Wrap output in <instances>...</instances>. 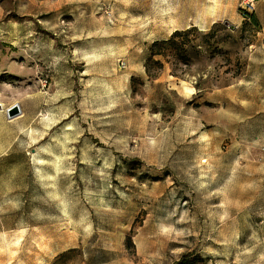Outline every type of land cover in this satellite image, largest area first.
Listing matches in <instances>:
<instances>
[{"label": "rangeland", "instance_id": "obj_1", "mask_svg": "<svg viewBox=\"0 0 264 264\" xmlns=\"http://www.w3.org/2000/svg\"><path fill=\"white\" fill-rule=\"evenodd\" d=\"M210 1L0 0V264H264V0Z\"/></svg>", "mask_w": 264, "mask_h": 264}, {"label": "trees", "instance_id": "obj_2", "mask_svg": "<svg viewBox=\"0 0 264 264\" xmlns=\"http://www.w3.org/2000/svg\"><path fill=\"white\" fill-rule=\"evenodd\" d=\"M252 16V15H251ZM250 17V16H249ZM196 27L186 30H176L169 39L155 41L150 48V55L146 61V71L150 78L158 76L157 71L163 68V63L158 56L166 57L173 53L180 59L198 56L202 52V46L198 42L192 43L190 36L195 32Z\"/></svg>", "mask_w": 264, "mask_h": 264}, {"label": "water", "instance_id": "obj_3", "mask_svg": "<svg viewBox=\"0 0 264 264\" xmlns=\"http://www.w3.org/2000/svg\"><path fill=\"white\" fill-rule=\"evenodd\" d=\"M0 109H2L1 104H0ZM6 112H7V115L10 119L16 118V117L23 114L22 109H21L19 104H15V105L11 106L10 108H8L6 110Z\"/></svg>", "mask_w": 264, "mask_h": 264}, {"label": "built area", "instance_id": "obj_4", "mask_svg": "<svg viewBox=\"0 0 264 264\" xmlns=\"http://www.w3.org/2000/svg\"><path fill=\"white\" fill-rule=\"evenodd\" d=\"M254 1L255 0H244L245 6L243 7V9L246 10L250 5H252L254 3Z\"/></svg>", "mask_w": 264, "mask_h": 264}, {"label": "crops", "instance_id": "obj_5", "mask_svg": "<svg viewBox=\"0 0 264 264\" xmlns=\"http://www.w3.org/2000/svg\"><path fill=\"white\" fill-rule=\"evenodd\" d=\"M223 0H211V3H218V2H222Z\"/></svg>", "mask_w": 264, "mask_h": 264}, {"label": "bare ground", "instance_id": "obj_6", "mask_svg": "<svg viewBox=\"0 0 264 264\" xmlns=\"http://www.w3.org/2000/svg\"><path fill=\"white\" fill-rule=\"evenodd\" d=\"M176 31V30H175ZM174 32V31H173Z\"/></svg>", "mask_w": 264, "mask_h": 264}]
</instances>
